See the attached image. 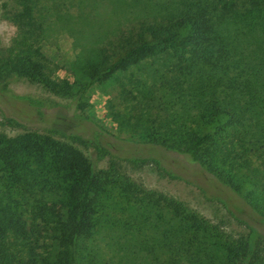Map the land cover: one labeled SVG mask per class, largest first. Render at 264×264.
Returning a JSON list of instances; mask_svg holds the SVG:
<instances>
[{
  "label": "trees",
  "instance_id": "1",
  "mask_svg": "<svg viewBox=\"0 0 264 264\" xmlns=\"http://www.w3.org/2000/svg\"><path fill=\"white\" fill-rule=\"evenodd\" d=\"M38 1L13 0L6 11L12 33L0 60V93L44 120L48 102L10 94V78L38 82L80 107L90 86L114 83L123 107L109 104V118L133 143L181 155L213 186L215 179L237 195L244 213L200 188L249 233L233 237L183 201L121 173L118 160L186 180L156 157L119 150L100 127L87 135L79 115L67 133L50 128L69 143L33 130L0 131V264H110L103 246L109 259L136 248L147 264H264V0L141 6L91 54L72 61L70 80L55 76L41 50ZM73 143L108 156L107 167L96 169Z\"/></svg>",
  "mask_w": 264,
  "mask_h": 264
},
{
  "label": "rangeland",
  "instance_id": "2",
  "mask_svg": "<svg viewBox=\"0 0 264 264\" xmlns=\"http://www.w3.org/2000/svg\"><path fill=\"white\" fill-rule=\"evenodd\" d=\"M130 1L39 0L38 7L42 11L45 21L41 50L54 65L55 76L70 80L72 61L79 58V55L91 54L93 46L110 35L111 30L114 32L126 25L131 16L134 17L139 12L141 6L142 8L145 6L144 8L150 11L154 8L153 3H156V0H150L148 4L145 1L142 3L141 0L137 2L134 0L136 4L131 6L128 4ZM13 8V0H0V60L6 56L12 33L11 27L6 22L5 14L7 10ZM8 88L12 95L39 97L48 102V108L44 110V120H40L26 103L8 94L0 93L1 132L15 135L33 130L39 133H48L58 140L69 143V139L51 131L50 128L57 127L60 131L67 133V127L71 125L69 119L72 116H84L81 126L87 135L94 127H100L119 150L125 149L126 153L133 154L143 152V154L156 157L175 173H181L183 179L188 181L164 177L151 164L132 166L124 160H118L116 167L121 173L129 176L146 189L162 192L183 201L188 207L233 237L245 238L249 233V229L243 223L232 218L219 201L212 199L206 193L211 192L216 197L224 199L230 207L234 206L238 213H244L243 204L237 195L215 179H213L215 181V186H213L212 180L203 170L196 164L191 165L185 162L181 155H176V153L157 145L133 143L134 137L131 132L117 126L109 118V104L119 110H122L123 107L118 97L119 88L114 83L109 86L100 84L90 86L80 99L82 107L74 105L69 98L52 94L38 82L30 81L24 77L10 78ZM4 116H13L19 125L7 122L3 118ZM73 145L91 161L96 169L107 167L108 156L98 158L94 150L76 143ZM200 188H203L206 193ZM233 197L236 198L235 201H233ZM99 244L101 245V243ZM262 248L264 254V241ZM102 249L105 255L104 259L110 264H147L144 254L137 251L136 248L131 249L132 253L129 255H124L122 250H118L111 259H109L111 251L104 246Z\"/></svg>",
  "mask_w": 264,
  "mask_h": 264
}]
</instances>
